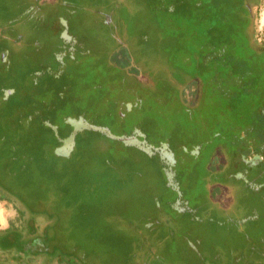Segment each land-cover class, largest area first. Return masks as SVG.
I'll list each match as a JSON object with an SVG mask.
<instances>
[{
  "label": "rangeland",
  "instance_id": "obj_1",
  "mask_svg": "<svg viewBox=\"0 0 264 264\" xmlns=\"http://www.w3.org/2000/svg\"><path fill=\"white\" fill-rule=\"evenodd\" d=\"M214 1L0 0V231L22 227L8 193L48 222L26 244L55 264L264 257V186L233 135L263 127L264 84L228 71L239 35L209 48ZM251 10L264 44V0ZM202 53L216 62L204 71Z\"/></svg>",
  "mask_w": 264,
  "mask_h": 264
},
{
  "label": "flooded vegetation",
  "instance_id": "obj_2",
  "mask_svg": "<svg viewBox=\"0 0 264 264\" xmlns=\"http://www.w3.org/2000/svg\"><path fill=\"white\" fill-rule=\"evenodd\" d=\"M241 1L242 2L239 5H237V7H235L236 9H234V11L236 12H233L231 14L224 13V18L229 20L224 23V29L226 31H229L232 27L230 26L231 25L230 22L232 21L234 22L236 20L237 23L240 22V28H241L240 32L245 36L244 41L247 42L249 46H251V48L253 49V53L257 54L255 56L258 57L259 53L262 52L264 53V44L257 42L253 35V27H252L253 17H252L251 5H253L254 0H241ZM214 3H216V5L220 4L217 1L216 2L214 1ZM261 108H264V98ZM262 115H264V112L262 113ZM243 135L244 134H240L241 137H243ZM252 138L253 140L251 142H249L246 139L245 143H243L245 148H243V150L240 151L239 154L241 155L243 151H247L252 156L251 160L241 159V162L244 164V168L253 167V169H251L252 177H249V180L247 181H249L248 183L250 184V186H253L255 188L254 190L257 191L258 187L260 188L264 186V156H263L264 140L258 139L259 135L257 134L256 136L253 135ZM248 168H246L245 171L248 170ZM254 169H256L257 171ZM244 178L247 179L246 177ZM253 179L257 181L251 182ZM214 188L219 189L218 186H215ZM21 217L23 219H22V227L20 231H16L15 229H12L9 226L5 227L4 230L0 231V264H29L28 258H36V257L44 259L48 264L52 262H54L55 264L56 263V261L54 260L55 258L46 257L45 255L39 252L34 253L31 250L32 246H28L26 244L29 239H34L36 237L37 238L43 237L45 239L44 225L43 227H39L40 224L37 223L36 221V217L38 216L32 214L30 215L29 213L24 212ZM39 228L41 232H39ZM21 231H24L23 234L21 233ZM14 243H22L26 245L25 248H22L25 251L24 252H20L19 250L16 251ZM259 243L264 244V240L259 238ZM263 259L264 257L259 258L256 253L250 251L249 257L246 258L245 256L244 261L251 262L252 264H264ZM222 260L223 262H225V259ZM230 264H236V260L231 262Z\"/></svg>",
  "mask_w": 264,
  "mask_h": 264
},
{
  "label": "trees",
  "instance_id": "obj_3",
  "mask_svg": "<svg viewBox=\"0 0 264 264\" xmlns=\"http://www.w3.org/2000/svg\"><path fill=\"white\" fill-rule=\"evenodd\" d=\"M216 1L221 4V5L220 4L216 5L218 7V9H219V10L216 11L217 14L214 11L215 9L213 7V12H215V14L217 15L216 18H217V20L219 22L220 29L217 28V29H219V31H217L218 33L216 35L217 43L216 44L209 43V48H214L215 50L218 49V50L221 51L223 49L222 47L226 46L227 44H232L231 42L225 41L226 37L229 38L230 35L232 37L234 35H236V34L239 35V37L241 38V45H240V47H237V49H236V46L234 45V51H233L232 54H231L230 50H228L224 54L227 57V58L223 57V59L225 61V65H226L228 71H230L231 74L235 75L236 78L238 79V83H240V84H238V88H239V85L240 86L243 85L242 84L243 81L248 80V79H252L253 80L252 82H254V84H255L254 89L257 88V90H258V88H260V86H262L264 84V53L263 52L259 53L258 57L255 56L257 54L253 53V49L251 48V46H249L247 44V42L244 41L245 40L244 39L245 36L240 32L241 31L240 30L241 29L240 28V22L237 23L236 20L234 22L232 21V22H230L231 25L229 24L230 26H232L231 29L229 31H226L224 29V23L226 22L224 20L225 19L224 18L225 10L228 11L227 8L232 7L231 10H230L231 13L236 12V11H234V9H236L235 7H237V5H239L242 1L241 0H216ZM208 5H209V3H208ZM206 12H208V11H206ZM210 37H212V35ZM229 41H230V38H229ZM111 57H112L111 61L113 59L117 60L114 56L111 55ZM198 57H199V59H198V63L199 64L198 65L202 67V68H200V71H204V68H207L210 65V63L212 64V67L216 63V62H212V61L207 60L206 59V58H208L207 54L205 55V54L202 53ZM232 57H233V61H230V58H232ZM111 65L113 67H116V68H117V66H121V68H123V66H124V64L122 62H115V63H113ZM209 70L210 69H208V71ZM121 74H122V80L123 79L130 80L131 82H133L134 84L137 85V81L133 77L132 78L128 77L126 75V72L125 73L121 72ZM210 77L211 78L208 79V76H206V79H205L206 81H204V83H203V88H202L203 93L201 95L202 97H204V95H205L207 82L209 80L216 81V79L214 78L213 72L210 74ZM262 97L264 98V96H262ZM262 97L260 99H258L259 109H260V107L262 106V103H263V98ZM70 114L71 113H68V115H70ZM76 115H78V114H76ZM255 115H260V114H255ZM133 125H135V124H133ZM262 126L263 127H261L258 130H255L253 132L250 131L249 135H251L253 137V135L256 136V134H257V135H259L258 139L264 140V122H263ZM239 128L242 131V127L239 126V127H237L235 129L233 135H234V138H235V140L237 142L240 141V143L243 144L246 141L245 134L243 135V138L240 135L236 136V134H237L236 131ZM129 130L130 131L132 130L131 127L129 128ZM70 131L71 130H69V132H67V135H64V137L68 136ZM231 137H233V136H231ZM59 144H60V142L58 143V145ZM7 195L9 196V198H13V201L18 203V205H20V206L17 207V212H18L19 216H22L24 212H27L30 215L32 214V215L42 216V214L38 215V213H41L40 211H38V207H35V209L29 207L30 208V211H29V209L26 208V206L23 204V202H22V200L20 198L18 199V198H16V196H14V195L12 196L11 194H8V193H7ZM3 197H5L4 196V191L0 190V200L1 199H5ZM43 217H45L44 214H43ZM47 220L49 221V219H47ZM45 228H46V225H44V229ZM45 230H44V235L46 233ZM209 263H210V261L207 262L206 258H202L201 264H209ZM246 264H252V263L251 262H246Z\"/></svg>",
  "mask_w": 264,
  "mask_h": 264
},
{
  "label": "crops",
  "instance_id": "obj_4",
  "mask_svg": "<svg viewBox=\"0 0 264 264\" xmlns=\"http://www.w3.org/2000/svg\"><path fill=\"white\" fill-rule=\"evenodd\" d=\"M1 224V223H0ZM1 226V225H0Z\"/></svg>",
  "mask_w": 264,
  "mask_h": 264
}]
</instances>
